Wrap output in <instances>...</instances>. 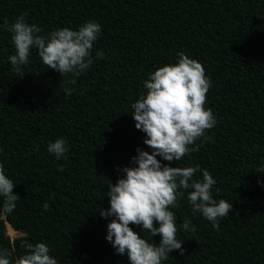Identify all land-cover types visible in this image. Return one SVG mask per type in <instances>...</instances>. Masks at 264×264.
Instances as JSON below:
<instances>
[{"label":"trees","instance_id":"1","mask_svg":"<svg viewBox=\"0 0 264 264\" xmlns=\"http://www.w3.org/2000/svg\"><path fill=\"white\" fill-rule=\"evenodd\" d=\"M25 11L45 33L93 20L101 34L80 76L60 77L33 48L20 78L8 61L11 33L0 27V165L20 198L11 214L0 211V247L15 241V257L24 240L43 242L58 264H129L105 239L111 218H101L98 206L109 207L108 181L132 166L137 147L148 150L130 114L143 81L183 51L212 81L205 107L217 123L198 152L169 166L208 170L214 198L233 207L214 229L193 214L186 192L169 209L184 256L174 250L162 264H264V174L256 171L264 164V0H0V26ZM71 79L75 91L66 96ZM57 139L67 142L65 158L47 151ZM185 218L195 232L179 228ZM6 222L23 234L11 239Z\"/></svg>","mask_w":264,"mask_h":264},{"label":"clouds","instance_id":"2","mask_svg":"<svg viewBox=\"0 0 264 264\" xmlns=\"http://www.w3.org/2000/svg\"><path fill=\"white\" fill-rule=\"evenodd\" d=\"M27 15L25 11L11 25L5 21L0 26L11 33L15 54L9 55L8 61L20 78L25 75L23 70L29 64L33 48L47 69L58 72L60 77L68 74L78 77L90 69L94 63L93 45L101 34L99 23L87 20L76 30L64 27L45 33L42 27L26 22ZM177 57L176 63L155 68L143 81L145 91L131 104L130 114L134 127L145 134L143 144L148 150L137 147V154L131 158L132 166L120 169L123 176L118 177L115 184L108 181L105 196L109 207L98 206L101 218H111L106 225L105 239L112 245L114 254H127L129 264H162L174 250L184 256V241L177 238V216L169 209L175 208L186 192L193 214L200 213L214 229H219V221L228 217L233 207L225 199L214 198L212 189L216 180L208 170L198 165L169 166L198 152L204 141L210 139L206 131L217 123L212 110L205 107L212 87L205 68L183 51L177 53ZM103 58L104 53L96 50L95 59ZM75 83V79L66 82L63 89L66 96L75 91L67 85ZM66 144L64 139H57L47 145V151L58 159L65 158ZM256 171L264 174V164ZM197 172L202 173V178L195 177ZM15 186L0 165V211L5 214H11L20 200L13 193ZM43 209L50 210L47 202L43 203ZM130 225L140 226L151 241ZM179 228L195 232V225H191L188 218ZM157 235L160 236L158 244L152 240ZM21 247L25 252L15 257V241H11L10 247H0V264H58L43 242L24 240Z\"/></svg>","mask_w":264,"mask_h":264},{"label":"rangeland","instance_id":"3","mask_svg":"<svg viewBox=\"0 0 264 264\" xmlns=\"http://www.w3.org/2000/svg\"><path fill=\"white\" fill-rule=\"evenodd\" d=\"M5 232H6L7 235H9V237H10L11 239H13V238H15V237L20 236V235L23 234V232L18 231V230L15 231L14 229L9 228V227L6 226V225H5Z\"/></svg>","mask_w":264,"mask_h":264},{"label":"bare ground","instance_id":"4","mask_svg":"<svg viewBox=\"0 0 264 264\" xmlns=\"http://www.w3.org/2000/svg\"><path fill=\"white\" fill-rule=\"evenodd\" d=\"M6 226H8L9 228H12L11 226H10V224L9 223H7L6 222ZM13 229V228H12ZM15 230V229H14ZM16 231V230H15Z\"/></svg>","mask_w":264,"mask_h":264}]
</instances>
